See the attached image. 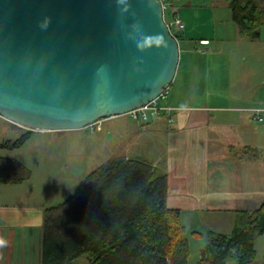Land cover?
<instances>
[{
	"label": "crops",
	"instance_id": "1",
	"mask_svg": "<svg viewBox=\"0 0 264 264\" xmlns=\"http://www.w3.org/2000/svg\"><path fill=\"white\" fill-rule=\"evenodd\" d=\"M166 1L184 25L176 32L180 58L170 101L161 103L172 110L127 128L119 126L121 117L102 119L94 128L106 134L93 138L99 146H111L118 159L144 160L165 174L167 207L180 211L190 247L196 239L204 246L207 232L229 234L236 212L251 214L264 204V26L257 38L245 39L226 1L222 13L212 0ZM200 56L219 62L213 73L217 101L201 95L210 89L211 67L193 69ZM22 147L0 148L2 158H13L10 154ZM246 147L256 148L259 157L239 158ZM42 219L41 209L3 204L0 198V264H41ZM262 237L256 236L255 250Z\"/></svg>",
	"mask_w": 264,
	"mask_h": 264
},
{
	"label": "water",
	"instance_id": "2",
	"mask_svg": "<svg viewBox=\"0 0 264 264\" xmlns=\"http://www.w3.org/2000/svg\"><path fill=\"white\" fill-rule=\"evenodd\" d=\"M118 2L0 0V117L34 131L80 130L169 88L180 51L160 0H129L125 10ZM154 35L165 43L137 47Z\"/></svg>",
	"mask_w": 264,
	"mask_h": 264
},
{
	"label": "trees",
	"instance_id": "3",
	"mask_svg": "<svg viewBox=\"0 0 264 264\" xmlns=\"http://www.w3.org/2000/svg\"><path fill=\"white\" fill-rule=\"evenodd\" d=\"M225 1L240 37L257 38L264 7L256 0ZM32 135L23 132L0 148L18 149ZM238 157L257 159L259 152L246 147ZM29 176L19 161L0 158L1 184H20ZM167 193V176L147 161L103 163L68 199L43 210L41 264H189V234L180 211L167 207ZM263 233L264 204L251 214L236 212L229 234L206 233L197 264H253L255 238Z\"/></svg>",
	"mask_w": 264,
	"mask_h": 264
},
{
	"label": "rangeland",
	"instance_id": "4",
	"mask_svg": "<svg viewBox=\"0 0 264 264\" xmlns=\"http://www.w3.org/2000/svg\"><path fill=\"white\" fill-rule=\"evenodd\" d=\"M189 1L192 2L193 0ZM259 1L264 4V0ZM212 3L220 13L224 12L222 8L225 0H212ZM172 8L176 10L174 7ZM225 14L228 15V12L225 11ZM164 18L169 19L168 14ZM263 42L264 31L262 32L261 43ZM200 58L193 59V69L198 70L199 66L202 69L211 67L210 85H208L210 89L208 91L203 89L201 95L212 94L213 96H209V98L217 101L216 94L219 91L213 83L215 79L213 73H216L219 62L209 61V64L204 60L205 57L200 56ZM170 91L171 86L169 87V94ZM177 92L179 93V90L176 88L175 96ZM167 99V102H169L170 96ZM118 117H121L119 118V126L123 128L131 127L130 125L135 123V120L127 114ZM13 128H16V130L12 129L8 122L0 117V143L7 139H15L17 134L21 135L23 132L33 133V138L30 137L32 139L24 147L10 154L13 157L10 159L19 161L29 171L30 176L20 184L5 185L0 183V198L3 204L13 201L14 204L39 208L43 212L45 208L57 206L68 199L74 193L80 181L97 167L109 160H121L118 159L119 156L114 155L110 150L111 146L108 147L106 144L99 146L97 144L93 137L103 136L106 133L105 130L104 133H100L96 127L93 132L90 127H87L88 129L64 130L62 131L63 134L26 130L19 125H13ZM43 140H46V142H41ZM2 156H4V152L0 149V158ZM226 232L230 233L231 229H227ZM34 244L37 245L36 242ZM202 247V242L199 239H196L195 242L192 241L189 264L199 262ZM256 251L257 257L253 264H263L264 237L257 241ZM37 256H39V250L34 249V255H32L34 261L37 260ZM75 264L86 263L85 260H82ZM229 264L236 263L230 262Z\"/></svg>",
	"mask_w": 264,
	"mask_h": 264
},
{
	"label": "built area",
	"instance_id": "5",
	"mask_svg": "<svg viewBox=\"0 0 264 264\" xmlns=\"http://www.w3.org/2000/svg\"><path fill=\"white\" fill-rule=\"evenodd\" d=\"M162 4L163 9V17H165L168 14L169 19L164 18V21L166 25L169 28L170 34L172 37H174L178 41V36L176 35V32L181 31L184 28V25L177 15L176 11L169 5L166 0H160ZM169 96V88H166L155 100L152 102H149L147 105L142 106L141 108L135 109L131 112H129L127 115L138 122L140 125H144L145 123H148L151 117H156L159 115H162L164 113L170 112L172 110L169 107L162 106L161 103L165 102ZM259 121H261V118H259ZM98 123V122H97ZM96 124V123H95ZM92 124L88 127L92 130V132L95 130L94 125ZM23 127V126H22ZM26 130L34 131L30 128L23 127Z\"/></svg>",
	"mask_w": 264,
	"mask_h": 264
},
{
	"label": "clouds",
	"instance_id": "6",
	"mask_svg": "<svg viewBox=\"0 0 264 264\" xmlns=\"http://www.w3.org/2000/svg\"><path fill=\"white\" fill-rule=\"evenodd\" d=\"M129 0H119L117 4L118 10H125L128 8ZM128 12L125 11V15H127ZM41 27L47 26V19L40 25ZM164 38L161 35H154V36H148V37H142L141 42L137 45V47L140 50H144L147 48H150L152 45H162L164 44Z\"/></svg>",
	"mask_w": 264,
	"mask_h": 264
}]
</instances>
